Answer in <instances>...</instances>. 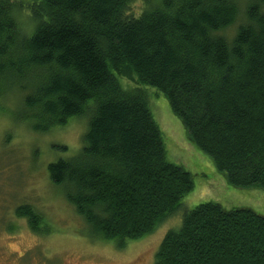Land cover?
<instances>
[{"label":"trees","instance_id":"16d2710c","mask_svg":"<svg viewBox=\"0 0 264 264\" xmlns=\"http://www.w3.org/2000/svg\"><path fill=\"white\" fill-rule=\"evenodd\" d=\"M143 87L228 184L264 190V0H0V114L35 135L86 120L77 154L50 162L47 177L83 238L118 251L180 212L194 187L167 160ZM12 213L53 234L31 205ZM157 249L154 264H264V215L199 204Z\"/></svg>","mask_w":264,"mask_h":264},{"label":"rangeland","instance_id":"374dc122","mask_svg":"<svg viewBox=\"0 0 264 264\" xmlns=\"http://www.w3.org/2000/svg\"><path fill=\"white\" fill-rule=\"evenodd\" d=\"M123 85L136 86L129 81ZM143 89L150 96L148 106L161 131L167 160L192 176L194 187L181 201L182 210L152 235L131 241L121 251L111 243L83 238L78 231L82 221L50 185L46 168L50 162L77 154L86 120L76 119L60 131L35 135L16 125L14 111L9 116L0 114V264H154L164 234L178 228L182 214L199 204L213 202L225 210L243 208L264 215V190L228 184L211 158L188 140L165 97L151 87ZM60 145L68 150L58 151L55 147ZM19 204L31 205L42 214L51 223L53 234L36 235L24 219L14 218L12 209ZM9 224L15 227L12 232L7 229Z\"/></svg>","mask_w":264,"mask_h":264}]
</instances>
